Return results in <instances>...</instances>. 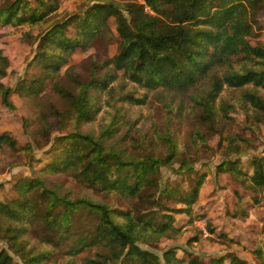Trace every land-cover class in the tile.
Returning <instances> with one entry per match:
<instances>
[{"label":"trees","instance_id":"16d2710c","mask_svg":"<svg viewBox=\"0 0 264 264\" xmlns=\"http://www.w3.org/2000/svg\"><path fill=\"white\" fill-rule=\"evenodd\" d=\"M94 1L84 12L70 18L76 29L74 37L65 32L70 20L54 26L44 35L39 50V58L47 72L43 82L51 75H54L53 79L58 77L61 65L77 48L109 33L112 16L117 24L120 47L112 56L95 63L89 79L80 80L74 90L54 81L53 88L63 98L65 107L61 109L50 104L52 115L79 121L93 119L89 92L94 85H103L104 78L97 75L100 67L122 71L129 81L148 90L178 96L194 92L190 99L202 108V118L211 125L217 117L214 100L224 85L240 89V100L247 110L264 114V95L260 93V89L264 90V44L253 45L248 39L261 28L258 13L264 8V0ZM49 3L48 0H36L33 5L30 0H15L0 8V23L15 27L36 24L52 11ZM52 45L59 50L58 53L49 51ZM0 64L1 78L7 75L9 68V59L1 51ZM40 81L33 80L27 86L21 83L17 87L39 94L35 87ZM0 88V101L16 111L17 106L10 98L11 87L0 83ZM126 97L130 102L143 101L131 94H126ZM167 133L163 137L169 152L165 159L151 154L126 158L120 152L106 148L101 140L89 133L72 132L58 136L53 160L46 168L68 174L78 184L97 192H114L127 199L130 207L114 210L94 198H74L63 194L40 177L19 178L14 183L18 197L0 200V239H5L21 260L16 261L0 246V264H42L52 255L49 248L35 252L20 243L25 229L23 225L41 228L42 234L37 238L46 245L61 248L63 254L73 256L95 249L91 257L84 258V264L117 263L123 257L136 264H162L157 253L142 248L137 242L149 240L150 234L167 236L179 229L175 226L173 213L163 214L168 219L156 224L157 212L153 207L167 196L185 206L165 210L191 216L192 206L198 200L200 187L206 178L205 174L197 173L195 185L191 188L160 189L161 166L174 160L178 154L174 139ZM4 143L16 147L15 140L7 131L0 133V146ZM235 161L226 160L217 166L218 172L231 174L244 190L250 192L249 199L244 196L246 203L244 193L236 190V208L228 210L234 217L238 213L240 216L249 215L258 200L256 194L264 188V157L255 158L250 170L240 168ZM179 169L195 171L193 162L184 156L180 159ZM160 191L161 197H157ZM134 203L142 204L147 210L137 212ZM82 210L87 211L86 215L81 213ZM78 223H82L80 230L76 228ZM210 229L213 233V228ZM227 238L234 241L229 236ZM182 251L183 255L179 256L177 248L166 250L163 253L165 262L249 264L233 253L210 258L209 263L185 249ZM253 253L259 264H264V249L258 248Z\"/></svg>","mask_w":264,"mask_h":264},{"label":"rangeland","instance_id":"374dc122","mask_svg":"<svg viewBox=\"0 0 264 264\" xmlns=\"http://www.w3.org/2000/svg\"><path fill=\"white\" fill-rule=\"evenodd\" d=\"M14 1L0 0V8ZM30 1L36 4V0ZM48 1L52 11L36 24L26 23L15 27L0 23V51L9 59L7 75L0 78V83L4 87H11L10 98L17 106V110L12 111L0 101V133L7 131L16 142L14 148L7 143L0 146V200L18 197L14 183L19 178L40 177L47 185L54 186L63 194L74 198H94L107 203L111 209L127 210L130 203L120 195L97 192L78 184L68 174L46 168L53 160L57 137L72 132L89 133L101 140L106 148L116 150L126 158L151 154L165 159L169 152L163 137L169 132L176 143L178 154L174 160L161 166L160 189L191 188L195 185L197 173L205 174L206 178L200 187L199 198L192 206L191 216L165 210L185 206L167 196L162 197L160 203L153 207V211L157 212L156 224L168 219L163 214L173 213L178 231H171L167 236L150 234L149 240L141 239L137 244L157 253L162 264H167L163 253L172 248H177L179 256L183 255L182 249L207 261L233 253L249 264H259L253 250L264 249V188L256 194L258 200L249 215L240 216L238 213L234 217L228 210L236 208V190L243 192V197L247 199L250 192L244 190L231 174L218 172L217 166L226 160H236L240 168L250 170L255 158L264 157V114L255 113L249 108L247 110L240 100V89L224 85L214 100L217 117L211 125L202 118V108L190 99L194 92L178 96L148 90L129 81L122 75V71L100 67L97 75L104 78L103 85L96 84L89 92L93 119L79 121L52 115L50 104H56L61 109L65 107L63 98L53 88L54 81L74 90L80 80L89 79L95 63L99 64L118 51L120 39L115 17L112 16L109 19V33L87 46L77 48L67 62L61 65L58 77L53 79L54 75H51L43 82L47 72L43 69L39 50L44 35L54 26L70 20L72 15L84 12L88 5L95 2ZM128 1L143 3V0ZM146 10L151 11L148 6ZM258 19L261 28L248 38L253 45L264 44V8L259 11ZM68 24L65 32L74 37L76 29L73 20ZM49 51L53 54L59 52L55 45ZM33 80L43 82L41 84L40 81V85L38 83L35 87L39 94L18 89V84L27 86ZM260 93L264 95V90L260 89ZM126 94L143 101L130 102ZM183 156L193 162L194 172L180 171V159ZM157 197H161V191ZM245 197L243 200L248 203ZM134 204L138 208L137 212L147 210L142 204ZM86 212L81 211L85 215ZM81 226L82 223H78L76 228L80 230L83 228ZM22 227L25 229L20 243L31 251L40 252L45 248L52 251V255L42 264H84V258L91 257L95 252L92 249L73 256L63 254L61 248L46 245L37 238L42 234L41 228L31 225ZM227 236L234 241L228 240ZM0 240V246L12 254L16 261H20L15 249L5 239ZM110 264L136 263L123 257L117 263Z\"/></svg>","mask_w":264,"mask_h":264}]
</instances>
